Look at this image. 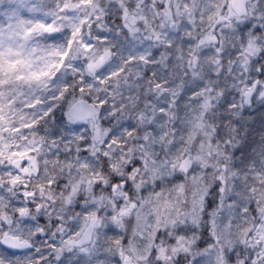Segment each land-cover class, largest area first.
<instances>
[{
	"label": "clouds",
	"instance_id": "9594fccd",
	"mask_svg": "<svg viewBox=\"0 0 264 264\" xmlns=\"http://www.w3.org/2000/svg\"><path fill=\"white\" fill-rule=\"evenodd\" d=\"M0 264H264V0H0Z\"/></svg>",
	"mask_w": 264,
	"mask_h": 264
}]
</instances>
